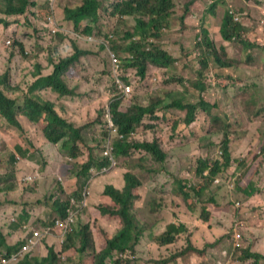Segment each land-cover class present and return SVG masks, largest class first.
I'll return each instance as SVG.
<instances>
[{
    "label": "trees",
    "instance_id": "trees-1",
    "mask_svg": "<svg viewBox=\"0 0 264 264\" xmlns=\"http://www.w3.org/2000/svg\"><path fill=\"white\" fill-rule=\"evenodd\" d=\"M3 2L5 9H0V27L9 25L6 16H22V25L43 41L40 44H52L46 49L44 57L47 67L42 64L43 69L32 74L26 88L17 96H9L10 91L22 88L20 83L11 82L10 63L14 58L26 57L25 51L28 48L24 44L16 45L14 41L3 48L6 61L5 68L0 72V117L4 122L0 123V130L24 143L16 147L19 151L21 148L25 149L24 157L13 150L9 153L8 160L13 165L19 163L20 159L27 160V152H37V143L41 138L40 145L64 152L63 155L67 156L64 163L76 176L74 179L87 185L90 178L94 177V189L100 185L104 188V195L121 201L122 210L118 213L121 219L110 217L115 214L106 207V202L100 201L96 206L107 225L115 226L121 220L124 223L120 232L117 229L112 231L117 234L113 239L105 238L107 247L100 246L101 253L104 254L98 256L97 264H105L107 256L114 251L125 253L133 250L138 243L140 235L134 234L133 221L124 218L135 198L133 193L137 191V196L140 197L148 190L152 193L146 201L148 212H157L158 218L164 210H174V221L159 217L162 228L158 241L163 245L174 243L176 248L162 253L161 258L155 259L153 264H212L219 258L225 259L224 264H264V250L259 251L262 248L260 245L258 247V239H252V236H256L250 226L253 221L248 219L249 225H242L248 206H236L224 199L228 197L229 190H232L231 186L233 190L246 196L261 200L264 198V188L260 185V178L264 177V95L260 91L261 83L264 84V72L262 82L250 79L234 90L240 79L239 70L253 65L248 64L255 60L251 51L255 46L253 43L264 50V32H255L257 35L252 32L254 26L263 30L264 20L253 23L247 21L245 25L238 14L245 17L242 10L235 11L228 6L229 0H208L203 3L202 10L205 13L202 14V19L207 23L215 22L218 25V7L227 5L219 24L223 40L214 42L207 29L203 28L201 34L198 28L192 29L195 28L192 24L194 22L188 21L195 13L199 0L186 1L185 11L182 9L183 5L178 6L173 0H83L66 6L60 18L84 36L69 37L70 44L61 41L53 46V38H47L50 31L48 24L41 26L33 23L26 15L28 9L33 15L34 0ZM245 3L247 10L251 12L247 14V18H257V11H261L264 16V0H245ZM178 15L181 16L176 18ZM88 17L91 19L90 24L81 31V21ZM46 18L47 16L44 20ZM102 21H105L104 24ZM95 33L104 35L95 46L91 43L96 38L93 41L83 39ZM4 41L5 39L0 43ZM20 41L24 43L22 39ZM85 55L94 57L95 61L85 62ZM177 60L185 63L182 69ZM36 64L40 68V62ZM153 68L160 69L156 81L158 99L151 100L148 92L151 104L146 107L140 105L136 89L143 84L147 72ZM188 69L193 71L192 77L186 74ZM206 70L211 73L213 71L208 81L204 80ZM80 73L83 75L78 76ZM96 74L99 75L96 79L90 78ZM104 79L112 82L108 106L95 111L93 117L87 111L83 115V121L76 120L67 99L85 95L81 90L84 87L82 80L97 84ZM129 86L134 89L125 93L124 88ZM211 86L222 87L226 100L240 98V105H244L248 112L246 120L238 110L234 111L235 118L231 113L226 120L223 114L227 111L222 114L220 99L212 101L206 96V90ZM84 89L91 88L87 86ZM66 96L69 97L62 99ZM257 99L260 100L256 101ZM216 107L219 112L214 110ZM154 110L156 120L151 122L147 114L154 113ZM106 111L115 124V135L120 140L116 146H119L120 151H115L116 156H131L136 152L142 154L141 159L154 160L144 169L143 175L127 174L123 191L115 190L104 177L96 175L97 170L109 164L108 161L97 160V149L93 144L97 136L92 138L96 127H99L98 134H103V138L108 134L110 129ZM201 114L207 117V123L204 133L199 135L195 126ZM242 131H253V134L247 151L240 158V155H235L231 150V144ZM148 132H152V138L147 136ZM3 135L0 131V142L9 146ZM193 145H196L195 152ZM175 146L184 148L185 154L191 158L186 167L170 171L167 161L173 158V161L180 164L186 156L179 153ZM0 156L3 159L4 154ZM42 167V175L48 176L44 172L45 165L42 164ZM183 168L185 171L179 175L178 172ZM141 181L146 182L148 190L140 187ZM170 198L168 206L166 200ZM175 199H179L181 203L177 204ZM231 205L235 206L237 219H234L227 234L213 242H206L202 247L197 245L194 230L185 222L196 218L200 225L208 224L211 216ZM65 206L57 203L56 210L60 218L66 216ZM179 207L182 208V217L175 211ZM2 209L4 205L0 203V210ZM25 218L24 213L18 221H27ZM259 227L260 224H257L256 228ZM237 231L242 233L239 238L242 244L240 248H235L232 244L236 240L234 234ZM93 232L99 233V242L106 235V229L96 221L85 225L80 223L78 230L68 231L61 252H66L65 261L68 264H76L74 258L78 252L94 247ZM228 244H232L229 249L234 251L232 256L222 250ZM21 246L18 243L14 245L10 236L5 235L0 228V264H32L28 258L3 262L5 258L14 257ZM209 249L214 250V257L208 255ZM52 257L57 259L53 249L44 260Z\"/></svg>",
    "mask_w": 264,
    "mask_h": 264
},
{
    "label": "rangeland",
    "instance_id": "rangeland-1",
    "mask_svg": "<svg viewBox=\"0 0 264 264\" xmlns=\"http://www.w3.org/2000/svg\"><path fill=\"white\" fill-rule=\"evenodd\" d=\"M83 2V0H34L35 5L32 6V9L34 10V13L32 15V13L30 12V10H27L26 15L29 16L33 22H36L37 24H41V26L44 24L43 20L45 19V16H47L46 20L48 18H51L50 20V24H52L53 26H57L59 24H63V26H65L67 29L63 28L62 30L65 32H68L67 34L65 33H58L61 36L58 39H60L61 41L64 42V44H70L69 43V37H76L75 33L77 34H83L80 32H76L75 30H73V28L71 26H68L65 24V22L63 21V19L60 18V16L62 15V13L64 12V8L68 5H72V4H76L77 2ZM104 1V0H103ZM175 4H177L178 6H182V9L185 11V6L184 3L188 0H173ZM208 2V0H199V3L197 5V9L195 7V13L192 14L189 18L188 21L190 22H194L192 24H194L195 28L192 29H199V32L202 34V29L205 28L208 30L209 32V36L212 40H214V42H220L222 41V35L220 33V29H219V24H221L222 21V15H223V11L225 9V7L230 6L232 9H234L235 11L241 9L244 16L240 13H238L240 15V17H242L244 24L246 25V22L248 21L249 23H253L254 21H261V19H264V16L262 14L261 11H257L258 16L257 18H252L249 17L247 18V14L251 13L247 10V6L245 3V0H229V2L227 3L226 6H222L220 5L218 7V15H217V22L219 23L217 25V23L215 22H209L207 23L205 20H203V15L205 14L204 12H202L203 10V3ZM253 6V5H252ZM0 9L4 10L5 6H4V2L3 0H0ZM199 10V12H198ZM1 15L3 16V13L1 12ZM237 15V14H236ZM239 15H237V17H239ZM181 15L176 16V18H179ZM6 19L9 21V25L7 27H0V42H2L3 39H5L6 41L9 40L10 41H14L16 43V45L19 44H24L26 46V51L27 56L23 57V58H14L13 61L15 62V64L10 68L9 72H10V79L11 82L13 84L15 83H20L22 85V88H18L15 90L10 91L9 96H17L20 95L23 92V89L26 88V83L28 81H30V79L32 78V74L36 73L40 70L43 69L42 64H44L47 67V63L44 61V57L46 55V49L50 48L52 46V44H49L48 42L43 46L42 44H40V42H42L41 40L38 39L37 35L35 33H29L30 30L26 29L23 25H22V21L23 18L22 16H15V15H11V16H6ZM253 19V20H252ZM105 21H102L101 23L104 24ZM133 22V20H132ZM178 22V20H177ZM90 23V19L86 18L85 20L81 21V25L82 27L80 28L81 31H83L84 27ZM111 24L112 21H111ZM95 31H97V28H95ZM252 32L254 35H257L255 32H264L263 30L258 29L256 26L253 27ZM96 35V36H95ZM95 35H91V36H87L84 37V40L87 41H93L96 38V41L91 43L92 46H95L97 44V42L101 39L104 38L103 34H98L95 33ZM69 36V37H68ZM84 36V35H83ZM20 39H22L24 41V43H22L20 41ZM192 39V38H191ZM263 41V39H262ZM8 42V43H9ZM253 43V42H252ZM57 44V41L54 40L53 41V46H55ZM63 44V45H64ZM255 46L251 48V51L254 55L255 60L252 62H248V64H253L251 66L245 67L242 70H239L240 73V79L237 81V85L235 86L234 90L237 89V87L239 86L242 87L244 85V82L249 81L250 79H259L262 82V74L264 72V50L262 47L258 46L257 44L253 43ZM7 47L9 46L6 45ZM64 47V46H63ZM0 48H1V52H0V72L3 71V69L5 68V61H6V57L3 53V45L0 43ZM39 58V60H37ZM84 61L87 63H91L93 61H95L94 57H88V56H83ZM198 58L196 57L195 60H197ZM40 62V68H38L37 66V62ZM177 63H180L179 68L182 69L184 67V62H181L180 60H177ZM198 63V62H197ZM196 63V64H197ZM255 70V71H253ZM252 71V72H251ZM205 76H204V80L208 81L211 77H212V73L208 70L205 71ZM192 73L193 71H191L190 69H188L186 71V74L190 77H192ZM155 74L157 75V73L155 72ZM160 74V72H159ZM83 73H80L78 76H82ZM147 77L145 79V88L148 90L149 94H150V98L151 100H155L158 99V95L156 92V82L154 83L152 80V76L153 73L152 72H147ZM99 75L96 74L94 76H90L91 79H96ZM82 84L84 87H89L91 89H84L81 88V90H83V92L85 93L84 96H76V97H72V98H68L69 96H66L62 99L68 98V102H69V107L72 109L73 113L72 116L78 120V121H83V115L84 113H86L87 111H90V115L92 116V114L97 111V110H102L104 108L107 107V102H108V95H109V91L111 90V86H112V82L108 79H104L102 81H100V83L95 84L93 81H87V80H82ZM164 89H166L164 87ZM167 91V89H166ZM206 96L212 100L215 101L217 98L220 99L221 103H222V108L221 112L222 114L227 111V113L223 114L224 118L227 120V115H233V118L236 117V113L234 111L238 110L241 112V115L244 117V120H246L247 114L248 112L245 110V106L244 105H240V98L238 97H232L230 100H226L224 98V90L222 87L218 86H211L209 89L206 90ZM260 91L261 93L264 95V84L261 83V87H260ZM168 92V91H167ZM146 92H142V100L144 102H147L146 100ZM153 96V97H152ZM260 99H257L256 101H259ZM236 108V109H235ZM235 109V110H234ZM214 110L216 112H219V108L216 107L214 108ZM93 117V116H92ZM4 122V120L0 117V123ZM207 123V117L203 114H201L196 122V131L197 133L203 134L204 133V127ZM95 128V127H94ZM99 127L95 128V132L92 136V138L94 136L96 137V141L93 142L95 148L97 149V153L100 152L102 145H103V140H102V136L103 134H98L99 133ZM1 132H3V138H6L8 143L10 144L9 146L6 145L5 143H1L0 142V155H3V159H1L0 156V168H3L4 164H7V161L10 157L9 153H12L13 150H16V154L20 155L21 157H24V151L25 149L21 148V151L18 150L20 144H24L19 138L17 137H13L12 135L9 134L8 132H5L4 130H0ZM158 133L160 132V130H156ZM143 132V131H142ZM141 132V133H142ZM253 131H245V132H241L240 136L235 137V139L233 140L232 144H231V150L234 151L235 155H240V158H243V154H245V152L247 151V146L249 144V141L251 140ZM148 136L150 138L153 137L152 132L148 133ZM170 136V134H169ZM241 137H243L241 139ZM91 138V140H92ZM171 139V138H170ZM41 143V138L38 140L37 143V152H31L28 151L27 152V157L29 160L33 161L34 163H45L46 164V172L53 176L58 170L64 169L65 167H62L60 165L61 161L66 157L64 156V152L63 151H55L54 147H48V146H44V145H40ZM163 144H165L163 142ZM256 143H254L253 145V149H255ZM178 148L179 153H181L182 155H186L185 154V149L175 146V148ZM196 147V145H193V151L194 148ZM246 150V151H245ZM195 152V151H194ZM138 155H142V154H137L136 152H134L131 156L129 157H125L122 158L120 160H118V166L120 164H124L126 167H132L134 161L132 160V157H136V159L138 158ZM191 156V155H190ZM100 157V154L98 156V159ZM124 157V156H123ZM191 157H189L188 155L183 157V163H178L176 161H173V158L169 161H167V168L170 171H176L179 167L184 166L186 167V164L188 163V160ZM21 161V160H20ZM19 161V163H20ZM136 161V160H135ZM21 163H25L24 161H22ZM141 164L143 165H147L150 166V164H152L151 161H146L144 159H142L140 161ZM154 166V165H153ZM20 168L23 169L24 173H23V178L27 179L25 184L22 186L23 191L25 193V197H24V202L23 204L20 206V208L23 210L24 213H27L29 210H37L39 212L40 215L45 214L46 212L52 211L56 208V205L52 203V197L50 195H48L47 197L44 196V191H45V184L44 181L42 180L43 176L42 175H37L35 173V171L33 170H26V169H30L32 167V164H28L26 166L21 165L19 166ZM135 170L140 169V167L137 165L134 167ZM194 169V168H193ZM184 168L183 170H181L180 172H178L179 175H181L184 172ZM144 174V170H142V175ZM35 175L36 177L33 178L32 180H29V176H33ZM191 175H193V173H191ZM258 178V177H256ZM260 185L261 187L264 188V177L260 178ZM99 189H102V187L100 185L97 186ZM232 190H229V194L227 198H224L226 201H231L233 203L236 204V206H239L241 204H245V206H248V212L244 214L245 217V222L242 225L248 224V219L252 220L253 224L250 225L252 230L256 233V230L258 228H256L257 224H260L259 228H264V198L261 200L260 198H252L250 199L249 197L246 196V194H243L241 192H238L237 190H233V186H231ZM152 195V193L148 194V197ZM105 198L107 200L106 202V207L111 209V211L115 214V215H110V217L112 219H121L118 216V213L122 210V204L121 201L116 200L111 198L110 196H108L107 194H105ZM177 204H180L181 201L179 199H175ZM171 203V198L166 200V204L169 206ZM235 206L231 205L229 208H225L224 210L216 213L214 216H211L210 219H214L211 222V225H200L198 223V221L196 220V218L188 220L190 227L194 230V241L195 243H197V245L199 246H203L206 242H213L214 239H212L211 236L215 235L218 233L220 228H225L226 232L230 230V228L233 226L234 224V219H237L236 217V212H235ZM64 209L66 211H69L71 214H73L74 216L72 217V219L74 220V225H79V218L77 217V212L75 211V209L73 207L70 206H65ZM176 212L180 213V216L182 215V208L179 207L178 209H175ZM76 212V213H75ZM174 212V210H171L170 208L164 210L162 212V215L165 217L166 221H174L172 213ZM52 216V215H51ZM85 216L88 217L87 212H85ZM0 219H8L6 215H2L0 216ZM124 219H138L136 216H133V214H127L126 218ZM261 220V222H256L257 220ZM8 225L10 227L13 228V226H11V223L9 222H5L4 226ZM0 226L1 222H0ZM106 230H108L106 228ZM242 236L241 231L239 233H237L238 235ZM92 237L99 236L98 232H93L92 233ZM252 239H256V236H252ZM260 241L258 240V243ZM232 244L235 245V243L233 242ZM232 244H228L226 245L224 248H222L223 251L229 253L231 256L233 255L234 251H230V247L232 246ZM241 244V242H240ZM145 245V241L139 240L138 243L134 246V251H138L141 252L143 250V248L145 249L146 246ZM156 245V252L159 251L160 249V243H155ZM163 245V244H162ZM180 245V244H178ZM144 246V247H143ZM242 246V244H241ZM237 248V247H235ZM55 251H57L58 249H54ZM214 250L213 249H209L208 250V255L214 257ZM236 255H234L235 257ZM1 258V256H0ZM217 258V257H215ZM223 260H225L224 258H219L217 260H214L216 264H224ZM136 260L133 261V264H136ZM229 263V261H228ZM36 264H61L60 261L56 258H49L47 260L41 259L38 263Z\"/></svg>",
    "mask_w": 264,
    "mask_h": 264
},
{
    "label": "clouds",
    "instance_id": "clouds-1",
    "mask_svg": "<svg viewBox=\"0 0 264 264\" xmlns=\"http://www.w3.org/2000/svg\"><path fill=\"white\" fill-rule=\"evenodd\" d=\"M88 19L90 18L88 17ZM50 20L51 18H48L47 20L43 21L44 22L43 25L48 24L50 28L47 38L48 39L53 38V41L56 40L57 42H61L60 39L57 40V38L61 36L58 33L62 32V33L67 34L68 32L63 31L62 29L63 28H65L66 30H69V29L63 26V24L53 26L52 24H50ZM75 35L79 37H83L84 34L75 33ZM8 42L9 40L7 41L5 40L2 43L3 48L7 47L6 45L10 43ZM0 52H1V48H0ZM25 53H28V52L25 51ZM14 64L15 62L12 60L10 63V68ZM148 72L153 73L152 80L155 83L158 80L160 69L153 68ZM155 72L157 73V75L155 74ZM147 76L148 75L146 74L144 81H143L144 84H145V79ZM144 84H142L139 88H137L136 91L138 93L140 105L147 107V106H150L151 102H150V99L148 98V90L145 88ZM133 89L134 87H131V86L124 88L125 93H129V91ZM142 92L147 93L146 94L147 102H144L142 100V97H143ZM154 114H155V110H154V113L147 114L151 122L156 120L154 118ZM105 115L108 118V121H109L108 126L110 130L108 134L104 136V138L102 136L103 145H102L100 152L97 153V160L98 161H108L109 164L107 166L102 167L99 170H97L96 168L94 169L97 170L96 175H98V177L99 176L104 177L110 183V186H112L115 190L123 191L126 186L125 176L127 174H131L133 176L136 174H138V176L140 174L142 175V170L146 169L147 165H143L140 163L142 159H141V156L138 155L137 159L132 158V160L134 161L132 167H129V166L126 167L124 164H120L119 167H117L118 160L125 158V157H129V156L128 155H125L124 157L122 155L121 157L116 156L115 151H118V152L120 151L119 146L116 147L117 143H119L120 140H119V137L115 135V132H117V129L115 127L114 122L109 117L108 111H106ZM148 133H147V136H148ZM121 137L122 136H120V138ZM107 150H109V154H105V151ZM99 154H100V157L98 159ZM65 158H67V156ZM20 160H21L20 163H17L16 165H13L8 160L7 164H4L3 168H0V203H2L4 206L14 205L16 211L20 210V205L23 204V203L20 204V202H24L25 193L23 191L22 186L25 184L27 180L23 178L24 171L21 173V176L18 175L21 172V168L19 167V165L24 159H20ZM27 160H29L28 157H27ZM151 162L153 163L154 160H151ZM35 164L38 166V168L35 167V168L26 169V170H33L39 176V175H42L41 173L43 171L42 164H44L45 165L44 172L45 174H48L46 172L45 163H35ZM137 165L140 167V169L135 170L134 167ZM65 171H68L69 174L64 175ZM48 176H49V182L45 183L46 187L44 191V196L47 197L48 195H50L52 197V203L55 204L56 206H57V203H61V204H65L66 206L73 207L75 211L77 212L75 213L77 214V217L79 218V224L80 223L84 225L88 223L92 224L94 221H96L103 228L105 226V228H107L108 231H111V232L114 229H117L120 232L124 228V223L122 220L119 223L117 222L115 226L107 225L100 211L96 208V206L99 203H97L96 205H91V185L93 184L94 177L90 178L87 185L86 184L83 185L79 180L74 179L76 176L72 174V170H70L67 165L64 170H61V171L58 170L53 176L49 174ZM35 177H36L35 175L29 176V180H32ZM46 177L43 176L42 180H44ZM70 180H72L73 182H71L70 184L67 183ZM145 183L146 182L141 181L140 187L144 188L145 190L146 189L148 190ZM15 188L20 189V191H15L14 190ZM103 189L104 188H102V190ZM148 191L149 192L144 193L140 197L137 196V191L136 193H133L135 198L132 200L130 210L128 211V214H133V216H136L138 218V219H131L133 221L134 234L138 233L140 235V240L145 241L144 246H146V248L145 249L143 248L141 252L134 251V248L133 250L126 251L125 253H118L117 251H114L112 255L107 256V258L104 261L105 264H114L117 262L119 264H133V261L135 260L138 264H153V261L155 259L161 258L162 253L164 252L167 253L170 250L176 248V244L174 243L162 245V243L158 241L161 235L159 234V231L162 228V224H161L159 217L163 215L161 213L158 215V218H157V214H158L157 212L155 213L148 212L146 208V201L148 200V194L151 193L150 190ZM102 195L105 197L104 191L102 192ZM247 197H249L250 199L254 198V196H251V197L247 196ZM91 208H93V211L90 210ZM51 212L53 213L52 216H50V219H47L46 222H43V224L41 225V228L38 227V221H40V219H37L35 223L33 222V219H30L28 212L25 213L26 214L25 219H27V221H24L22 223L19 222V226H18V229L24 234V236L23 238L13 243L14 245L17 243L22 244V246L21 248L17 250L16 255L14 257L5 258L3 260V262L5 261L4 263H8L9 261H11V259L15 260L16 262L19 259L28 258L29 259L28 261L33 264V262L30 261L31 259H36L34 262H37V261H40L41 259L49 257V253H48L44 257L33 258L32 252L34 251V249H36L38 246H45V247L48 246L49 252L52 249L53 250L58 249L57 251L54 250V252L57 254V259L60 261L61 264H68L65 261V258H63L64 253H61L62 246H63V243L65 241V236L67 235L68 231L78 230L79 225H74L75 219H72L74 215L71 214L69 211H66V216L64 218L59 217V214L56 208L52 210ZM85 212H87L88 217L85 216ZM10 220L11 219H0V222L2 225L0 226V228H2L3 233H5V227L8 226V225L4 226V223ZM209 220L210 219H208V221ZM52 222H54V225H51ZM244 222L245 221L243 220V223ZM9 223H11V226L16 224V222H13V221H10ZM239 232L240 231H237V233ZM50 233H55L59 235V237L56 238L57 240H54L53 244L51 245L47 242V236H49ZM237 233L234 234V237L236 239L234 243H235V247L240 248L241 244H240L239 238L241 237V235L239 234L240 237L237 238ZM225 234H227V232H225L223 235ZM116 235L114 234L112 237H107V238H110L111 240ZM223 235L217 236L216 238H214L213 241H215L216 239L220 238ZM92 239H93L94 247H92V249L85 248L84 251L78 252L76 257L74 258V262L76 264H97L99 261L98 256H101L104 254V253H101L102 252L101 250L98 251L96 249V243H95L94 237H92ZM157 242L161 244L158 252H156L155 250L156 249L155 243ZM106 247H107V242H106L105 248ZM258 247H259V243H258ZM263 250H264V247L259 251H263ZM111 256H112V259L110 260ZM223 262H225V260H223ZM212 264H216V263L213 262Z\"/></svg>",
    "mask_w": 264,
    "mask_h": 264
},
{
    "label": "crops",
    "instance_id": "crops-1",
    "mask_svg": "<svg viewBox=\"0 0 264 264\" xmlns=\"http://www.w3.org/2000/svg\"><path fill=\"white\" fill-rule=\"evenodd\" d=\"M25 163H21L19 166L21 165H28V164H32V167L31 168H35L37 165L29 160H23ZM60 165L62 167H66L65 163H64V159L61 161ZM65 169V168H64ZM64 169H61V170H64ZM60 170V171H61ZM23 172V169L21 168V172L18 174L21 176V173ZM69 172L68 171H65L64 172V175H68ZM44 184L46 182H49V176H47L44 180ZM73 182L72 180L68 181L67 183H71ZM96 183V182H95ZM93 183L91 185V205H96L97 203H99L100 201L102 202H107L106 198L102 195V189H94V184ZM46 187V186H45ZM15 191H20V189L18 188H15L14 189ZM23 203V202H20V204ZM21 206V205H20ZM91 211H93V208L90 209ZM184 213V211H183ZM0 214L1 215H6L8 219H11L10 221H13V222H16V224L13 225V228L12 227H8L6 226L5 227V235H8L10 236V241L12 243H15L17 240L23 238L24 234L18 229V226H19V221L18 219H21L24 215V212L23 210L20 208V210L16 211L15 210V207L14 205L13 206H4V209H2L0 211ZM28 214L30 216V219H33V222L36 223L37 219H40V221H38V227L41 228V225L43 224V222H46L47 219H50V216L53 214L51 211L49 212H46L45 214L43 215H40L39 212L37 210H29L28 211ZM183 215H181L182 217ZM214 219H210L208 221V224H203V225H211V222L213 221ZM8 221V222H10ZM256 222H261V220H257ZM186 224H189L188 221L185 222ZM103 224V223H102ZM104 226V225H103ZM38 228V229H39ZM105 228V226H104ZM106 229V228H105ZM14 231V232H13ZM10 232V233H9ZM43 232V230H42ZM226 232V229L225 228H220L218 233L211 236L212 239L216 238L217 236H220V235H223L224 233ZM114 235L113 232L111 231H108L106 230V235L105 237H103V239L99 242L97 237L94 236V239H95V243H96V249L99 251L100 250V246H104L106 245V242H105V238L107 237H112ZM59 235L55 234V233H50L49 236H47V242L51 245L53 244V241L54 240H57L56 238H58ZM256 239H258L260 242H259V245H260V248H263L264 246V228H258L256 230ZM49 253V247L48 246H38L36 249H34V251L32 252V257L33 258H41V257H44L46 256V254ZM66 254L64 253L63 254V258H65ZM112 259V256L110 257V260ZM36 259H31L30 261L31 262H34ZM27 261V260H26ZM24 263V262H23Z\"/></svg>",
    "mask_w": 264,
    "mask_h": 264
},
{
    "label": "built area",
    "instance_id": "built-area-1",
    "mask_svg": "<svg viewBox=\"0 0 264 264\" xmlns=\"http://www.w3.org/2000/svg\"><path fill=\"white\" fill-rule=\"evenodd\" d=\"M105 154H109V150L105 151ZM240 236L238 235L237 238H239ZM5 262V261H4Z\"/></svg>",
    "mask_w": 264,
    "mask_h": 264
}]
</instances>
